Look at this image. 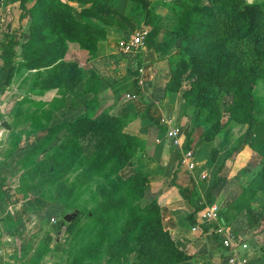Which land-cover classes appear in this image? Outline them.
I'll list each match as a JSON object with an SVG mask.
<instances>
[{
  "label": "rangeland",
  "instance_id": "rangeland-1",
  "mask_svg": "<svg viewBox=\"0 0 264 264\" xmlns=\"http://www.w3.org/2000/svg\"><path fill=\"white\" fill-rule=\"evenodd\" d=\"M7 1L0 0V80L3 81L0 93L15 87L23 97L20 103L10 106L7 116L0 113L4 118L0 116V156L4 160H27L26 167L35 176L29 189L37 190L41 202L37 212L24 214L27 220L20 236L21 261L18 264H133L141 258L137 251L145 232L142 233L141 224L151 218H155L154 222L160 220L167 244L174 247V251L168 249L160 253L166 264H175L181 259L187 264H226L220 253L223 235L246 243L251 249L248 264H264V193L257 190L249 195L250 190L244 189L260 175L264 166V130L261 132L258 125L260 119L264 120V71H255L249 90L257 97L261 109L251 114L254 124L249 127L248 138L252 143L242 145L225 161L219 174H223L226 181L207 197L223 155L236 145L248 126L239 95L241 80L247 76L244 72L236 80L220 78L210 89H203L190 104L182 99V85L176 92H170L161 112L150 117L148 129L141 125L147 108L169 94L164 84L176 62L188 61L187 42L177 27L180 8L174 0H148L155 14L157 33L151 39L153 47L143 46L135 52L121 51L118 42L136 32L146 34L151 25L144 22L148 18L144 11L133 9L126 0H119L115 7L127 21L114 17L113 25L103 26L106 47H96L93 53L81 51L77 43L66 41L60 31L46 26V42L61 36L66 48L50 67L36 70L28 68L27 60L41 49L42 41L28 44L26 37L18 39L24 19L17 20V16L22 15L23 10L19 9L18 13L16 5ZM61 1L71 7V14L76 18L82 5L71 0ZM49 18L48 23L53 24L55 16ZM204 46H198L197 51L208 55ZM231 48L232 44L227 41L226 49ZM243 62L248 64L247 59ZM137 64L139 68L135 71ZM255 65L264 70V63ZM148 75H154L155 79L150 80ZM94 76L107 84L119 82L120 90L115 91L110 101L103 100L101 92L96 97L88 91ZM139 78L143 80L142 89L136 98L127 99L125 94L136 89L131 85ZM185 80L184 77L181 84ZM32 90L49 93L48 106L41 109L38 105V109L30 110L28 104L33 100L28 97V91ZM138 97L140 110L122 113ZM92 98L96 100L93 102ZM90 110L95 115L104 114L102 117L107 124L98 129L94 127L96 120L90 115L87 117ZM132 120L136 125L131 135L137 140V151L122 165L111 145L102 148L101 142L119 124L125 127ZM73 124L78 128L75 133L70 132ZM171 126L178 129L183 146L186 144L194 153L192 170L179 162L177 150L165 136ZM28 134L41 137L37 151L29 154L26 147L14 150V140L19 137L26 145ZM213 148L218 149V154L211 164L205 165ZM166 163L167 175L163 173ZM49 164L55 166L56 172L47 179L45 171ZM202 174H206L205 177L201 178ZM135 175L144 176L148 182L138 187L135 181L140 177L133 182ZM262 181L263 176L259 183ZM28 194L26 192V196ZM149 204L150 210L147 209ZM209 204L216 206L217 219L201 223L199 211ZM163 205L170 206L168 217L182 228L180 231L170 233L165 229V224L171 221L166 222L168 217L162 221ZM72 213L75 216L71 220H63L64 214ZM135 220L138 222L128 230L126 238V246L131 248L128 257L113 256L109 246L116 243L122 231ZM194 224H198L199 229L191 232ZM204 226H208L205 237L201 236L204 233H199ZM217 227L220 231H216ZM151 230L149 227L148 232Z\"/></svg>",
  "mask_w": 264,
  "mask_h": 264
},
{
  "label": "trees",
  "instance_id": "trees-1",
  "mask_svg": "<svg viewBox=\"0 0 264 264\" xmlns=\"http://www.w3.org/2000/svg\"><path fill=\"white\" fill-rule=\"evenodd\" d=\"M10 1H18V8L23 10V14L18 17L20 21L24 19V24L21 25L22 30L17 36L18 39L26 37L28 44H33L37 40L42 41L41 49L30 55L27 60L28 68L32 70L50 67L66 48L64 42L62 43L61 36L56 37L53 42H46L44 31L46 26H53L64 35L66 41L75 42L80 49L93 53L97 43L105 38L106 31L103 26L113 25L114 17L127 21L115 7L119 0H71L82 5L77 10L76 18L71 14V7L61 0H34L29 7L24 6L25 0ZM126 1L133 9L143 10L148 17L144 22L151 25V28L144 35L142 43L143 46L153 47L151 39L156 35L157 28L154 26L155 14L152 12L148 0ZM174 2L180 8L177 15V27L180 35L187 42L185 54L188 61L180 59L176 62V67L171 71L164 84V89L169 93L176 92L183 85L182 99L190 104L203 89H210L212 83L220 78L230 77L231 80H236L244 72L247 76L241 80L239 95L248 126L236 145L229 147L223 155L216 171V177L208 188V197L226 181L224 175L219 174L225 161L238 152L242 145L252 143L248 138L249 127L254 124L251 114L252 112L259 113L261 109L257 104V97L250 94L249 90L255 79V71H264L258 68L260 65H255L264 63V0H252L251 2L246 0H174ZM52 16H55V21L53 24H49V17ZM227 41L232 44L231 50L226 49ZM203 45H206L204 47L205 51H208V55L197 51V47ZM245 59L248 64H242L245 63L243 62ZM69 65L72 68L73 65ZM138 68L139 64L135 71ZM133 73L136 74V72ZM184 77L186 80L181 84ZM99 82L100 77L94 76L88 89L93 95L97 93ZM132 85L137 86L136 79L133 80ZM92 100L94 102L96 99L92 98ZM89 115L96 120L94 127L97 129L107 124L105 118L102 117L104 114L95 115L90 110L87 117ZM258 125H260V131L263 132L264 120L260 119ZM123 127V124H119L114 132L101 142L102 148L108 144L111 145L122 165L135 155L138 144L133 135L122 131ZM77 129L76 124H73L70 127V132L75 133ZM258 138L260 139V136ZM39 141L28 149L29 154L37 151ZM185 146L187 145L185 144ZM217 154L218 149L213 148L205 160V165L211 164ZM55 170V166L49 164L45 171V177L47 179L54 177ZM258 174L260 175L253 178L244 188L250 190L249 195L254 194L257 190L264 193V181L259 183L261 176L264 177V166L261 167ZM137 178L139 180L136 182ZM132 181H135L136 185L140 187L146 184L148 179L135 175L132 177ZM33 190L36 195L37 190L35 188ZM151 205L153 204L151 203ZM150 208L152 206L147 205V209L150 210ZM154 219H148L141 224L142 233L145 231L142 244L137 249L141 258L133 264H166V259L162 258L160 253L163 250L169 251L168 249L174 251L172 244H167V235L161 227L160 220L157 219L154 222ZM137 222V220L130 222V225L122 231L117 242L109 246L113 256L117 254L123 258L128 257L131 248L126 246L127 234ZM149 227H152L150 232H148ZM207 227H202L201 231H206ZM180 256L181 254L178 253V257ZM175 264L187 263L181 259L176 260Z\"/></svg>",
  "mask_w": 264,
  "mask_h": 264
},
{
  "label": "crops",
  "instance_id": "crops-1",
  "mask_svg": "<svg viewBox=\"0 0 264 264\" xmlns=\"http://www.w3.org/2000/svg\"><path fill=\"white\" fill-rule=\"evenodd\" d=\"M33 1L34 0H25L24 5H26V7H29L33 3ZM7 3L11 5H16L19 13L18 1L8 0ZM102 45L106 47L104 40L100 41V43L97 44V48L99 49L100 47H102ZM81 51H83V49ZM141 75L142 77H145V74ZM147 77L150 80L155 79L154 75H148ZM2 83L3 81L0 80V86ZM11 86L14 85L12 84ZM131 86L132 88L137 87L134 85ZM119 87L120 85L118 81L113 84H107L104 83V81L100 78L96 97L98 96L99 92H101L104 95L102 96L103 100L110 101L111 98L114 97L115 91L120 90ZM20 93L21 91L16 89L15 87L7 88L5 91H3L2 94L0 93V113L6 114L7 116V110L10 108V106L13 104L20 103V99H22L21 97H23ZM169 95L171 94L166 93L162 99L155 101L152 105L147 108L145 117L141 118V125L143 123V126H147V129L149 128L147 124L150 123V117H153V114L161 112L163 104L167 103L168 97H170ZM28 97L32 98L33 100L32 103L28 104L30 110L38 109V105H40L42 109V107L45 108L47 105L49 93H41L32 90L28 91ZM140 105L141 99L138 97V99L132 103V106L124 108L122 110V113L129 112L130 114H132L138 112L140 110L138 106ZM1 119H4L3 116H1ZM134 122L135 120L128 122L127 125L122 128V131L125 133L134 134L132 132V128L134 127V125H136ZM4 132H6V130H4ZM28 137L29 144L27 143L26 145L23 144V140H20V138L17 137L18 139H15L14 143L12 144L13 147H15L14 150H20L26 147L28 151V149L34 146L35 143H37V141L39 140V138H41L36 137V134H28ZM157 138L160 139L161 136L158 135ZM162 148L165 149L163 145ZM27 164V160H14V158H8L7 160H4V158L0 156V264H18L21 261L20 236L23 235L27 220V217L25 218L24 214L29 212H37V207L41 203L39 202L38 192L35 195L33 188L29 189V184L31 183V180L34 182L35 176L33 175V173H30V169L26 167ZM165 165L166 166L163 170V173L167 175L166 167L169 166L167 165V163ZM172 186H174V184ZM26 192L29 193L28 196H26ZM169 207V205H163V211H161V217L163 222L167 219L168 214H170ZM169 218L170 217H168V220L166 222L171 221ZM29 221H32V218H29ZM165 229H168L170 233H173L175 231H180L182 228H180L177 223L172 219L171 222L165 224ZM199 233H204L203 235H201L203 237H205L206 235L205 232H202L201 230ZM220 253L221 255H223L222 248L220 250ZM245 264H248V261Z\"/></svg>",
  "mask_w": 264,
  "mask_h": 264
},
{
  "label": "built area",
  "instance_id": "built-area-1",
  "mask_svg": "<svg viewBox=\"0 0 264 264\" xmlns=\"http://www.w3.org/2000/svg\"><path fill=\"white\" fill-rule=\"evenodd\" d=\"M144 32H136L126 40H120L118 42L119 49L123 52H135L143 47ZM142 79H137L136 89L128 94H125L127 99H133L137 97V93L142 89ZM165 136L171 143V146L177 150L180 160L179 162L184 165L188 170H192L195 166L194 153L191 148L183 146L182 139L178 132V129L171 126L166 129ZM206 174L200 175L201 178ZM218 216V210L214 204L204 205L198 214V218L201 223L215 222ZM198 229V224H194L191 230ZM216 231H220L217 227ZM221 248L223 249V261L226 264H245L251 254V249L247 247L246 243L241 240L234 239L232 236L223 235L221 238Z\"/></svg>",
  "mask_w": 264,
  "mask_h": 264
},
{
  "label": "water",
  "instance_id": "water-1",
  "mask_svg": "<svg viewBox=\"0 0 264 264\" xmlns=\"http://www.w3.org/2000/svg\"><path fill=\"white\" fill-rule=\"evenodd\" d=\"M74 216H75V213H72V214H64V215H63V220H64V221H69V220H71Z\"/></svg>",
  "mask_w": 264,
  "mask_h": 264
}]
</instances>
